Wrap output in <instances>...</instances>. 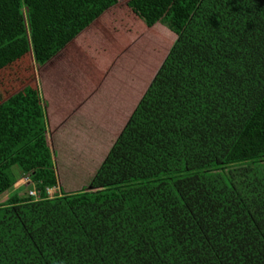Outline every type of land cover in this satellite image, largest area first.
Here are the masks:
<instances>
[{"label": "trees", "instance_id": "obj_1", "mask_svg": "<svg viewBox=\"0 0 264 264\" xmlns=\"http://www.w3.org/2000/svg\"><path fill=\"white\" fill-rule=\"evenodd\" d=\"M117 3L0 0V70ZM125 5L175 38L85 189L47 193L38 90L0 102V264H264V0Z\"/></svg>", "mask_w": 264, "mask_h": 264}, {"label": "rangeland", "instance_id": "obj_2", "mask_svg": "<svg viewBox=\"0 0 264 264\" xmlns=\"http://www.w3.org/2000/svg\"><path fill=\"white\" fill-rule=\"evenodd\" d=\"M125 3L118 0L45 65L27 54L0 70V102L25 86L40 95L57 177L48 195L87 187L174 41L159 23L146 28Z\"/></svg>", "mask_w": 264, "mask_h": 264}, {"label": "built area", "instance_id": "obj_3", "mask_svg": "<svg viewBox=\"0 0 264 264\" xmlns=\"http://www.w3.org/2000/svg\"><path fill=\"white\" fill-rule=\"evenodd\" d=\"M29 194H30V195H34V193H33V192H30Z\"/></svg>", "mask_w": 264, "mask_h": 264}]
</instances>
